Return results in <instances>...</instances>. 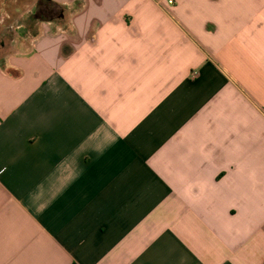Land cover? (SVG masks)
<instances>
[{"label": "crops", "instance_id": "obj_1", "mask_svg": "<svg viewBox=\"0 0 264 264\" xmlns=\"http://www.w3.org/2000/svg\"><path fill=\"white\" fill-rule=\"evenodd\" d=\"M52 1L0 64V264H264V0Z\"/></svg>", "mask_w": 264, "mask_h": 264}, {"label": "rangeland", "instance_id": "obj_2", "mask_svg": "<svg viewBox=\"0 0 264 264\" xmlns=\"http://www.w3.org/2000/svg\"><path fill=\"white\" fill-rule=\"evenodd\" d=\"M32 1L12 0L10 3H0V64H4L7 57L15 51L16 43L26 37L27 20L24 8ZM23 23H25L24 28H22ZM31 33L33 34V31Z\"/></svg>", "mask_w": 264, "mask_h": 264}, {"label": "trees", "instance_id": "obj_3", "mask_svg": "<svg viewBox=\"0 0 264 264\" xmlns=\"http://www.w3.org/2000/svg\"><path fill=\"white\" fill-rule=\"evenodd\" d=\"M12 0H3L0 3H10ZM65 16L64 6L52 0H38L35 12L33 15L26 18L27 29L34 31L36 26L42 22H53L63 19ZM37 31V30H36Z\"/></svg>", "mask_w": 264, "mask_h": 264}, {"label": "built area", "instance_id": "obj_4", "mask_svg": "<svg viewBox=\"0 0 264 264\" xmlns=\"http://www.w3.org/2000/svg\"><path fill=\"white\" fill-rule=\"evenodd\" d=\"M170 3L172 4L173 2L172 1H170ZM196 75V73L194 74V76Z\"/></svg>", "mask_w": 264, "mask_h": 264}]
</instances>
